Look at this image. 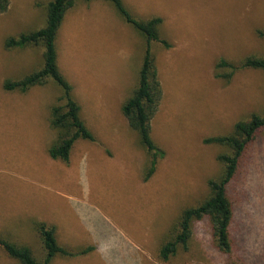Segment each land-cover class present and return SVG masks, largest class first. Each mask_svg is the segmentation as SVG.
<instances>
[{"label": "rangeland", "instance_id": "1", "mask_svg": "<svg viewBox=\"0 0 264 264\" xmlns=\"http://www.w3.org/2000/svg\"><path fill=\"white\" fill-rule=\"evenodd\" d=\"M49 1L10 0L0 15V237L28 246L42 262L33 222L56 227L58 245L74 255H55L49 264H264L262 137L228 188L232 254L215 249L202 219L192 223L187 250L167 261L159 257L182 212L209 195L208 180L222 170L217 156L230 152L203 140L231 134L252 113L264 115V71L215 76L220 57L236 63L264 57V37L256 32L264 28V0H135L130 13L163 18L162 36L170 43H150L162 87L150 136L163 155L146 181L148 155L121 113L137 85L146 41L106 2L70 8L56 40L60 70L96 141H77L68 163L51 159L50 108L60 89L51 80L24 94L2 89L5 79L43 66L41 45L9 51L3 40L42 27ZM0 264L20 263L0 247Z\"/></svg>", "mask_w": 264, "mask_h": 264}, {"label": "trees", "instance_id": "2", "mask_svg": "<svg viewBox=\"0 0 264 264\" xmlns=\"http://www.w3.org/2000/svg\"><path fill=\"white\" fill-rule=\"evenodd\" d=\"M76 1L50 0L45 8V22L41 28L23 32L17 36H8L3 40L4 49L9 51L33 45L43 47V66L17 80L5 79L2 89L6 92L24 94L30 88L44 85L49 80L60 89L58 103L50 108L49 123L56 135L48 146L47 153L51 159L64 163H68L70 153L77 141H96L95 135L81 118L82 107L73 96V85L62 74L58 62L56 48L58 32L66 12L74 6ZM103 1L110 3L120 18L139 31L146 41L137 85L132 95L121 105V113L126 118L129 127L138 134L139 145L148 155L143 175V180L146 181L154 174L157 161L163 155V151L150 136L151 120L157 113L162 98V87L150 43L158 42L165 48H169L170 43L159 33V27L162 25L161 17L152 16L139 20L130 13L122 0ZM9 5L10 0H0V15L8 10ZM256 32L258 36L264 37V28ZM239 69L264 71V57L249 55L238 63L220 57L215 64V76L228 80ZM261 137L264 139V115L252 113L247 120L235 123L231 134L203 140L205 144L226 147L230 152L217 156L218 162L222 164V170L217 177L208 180L209 195L207 198L199 205L182 212L174 228L173 236L160 246L159 257L163 261L174 256L179 249H188L192 235V223L202 219H206L209 224L215 249L224 255L232 254L235 245L230 235V228L235 213L228 195V188L239 174L248 149L254 141H258ZM33 226L44 250L43 261L38 262L28 246H16L0 237V247L9 257L20 264H49L55 255L73 256L74 253L58 245L54 226L37 220L33 222ZM90 249L91 247L83 252ZM83 252L80 251L77 254H83Z\"/></svg>", "mask_w": 264, "mask_h": 264}, {"label": "crops", "instance_id": "3", "mask_svg": "<svg viewBox=\"0 0 264 264\" xmlns=\"http://www.w3.org/2000/svg\"><path fill=\"white\" fill-rule=\"evenodd\" d=\"M91 1H93V0H90V1H87V2H91ZM100 1H102V2H106V1H103V0H100ZM79 2H83L82 0H77L76 2H75V4H74V6H73V8L74 7H76L77 6V4H79ZM84 2H86V1H84ZM122 2H123V4L125 5V7L129 10V11H131V9L133 8L135 11H136V8H135V6H136V2H135V0H122ZM111 8H112V10L114 11V13L116 14V16L120 19V20H122L121 18H120V16L117 14V12L115 11V9L113 8V6L110 4V3H108V2H106ZM132 14V13H131ZM133 16H135L134 14H132ZM154 16H157V15H154ZM136 17V16H135ZM159 17V16H158ZM162 19V25L160 26V29H161V34L163 33V29H162V27L164 28V24L166 23V21L165 20H163V18H161ZM123 21V20H122ZM124 22V21H123ZM125 24H127L126 22H124ZM127 25H129V24H127ZM129 26H131V25H129ZM41 28V27H40ZM39 29V28H38ZM157 57V56H156ZM158 78H159V76H158ZM159 81H160V78H159ZM161 84V83H160ZM94 134V133H93ZM57 230H56V227H55V232H56ZM73 232V231H72ZM56 235V234H55ZM74 255V254H73ZM84 255V254H83Z\"/></svg>", "mask_w": 264, "mask_h": 264}]
</instances>
